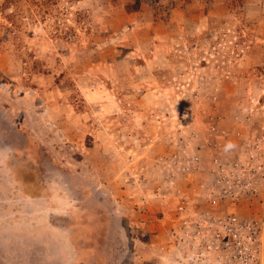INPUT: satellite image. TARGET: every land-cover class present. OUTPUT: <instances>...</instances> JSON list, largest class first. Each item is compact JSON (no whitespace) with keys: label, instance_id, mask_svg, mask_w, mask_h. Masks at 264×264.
Masks as SVG:
<instances>
[{"label":"rangeland","instance_id":"rangeland-1","mask_svg":"<svg viewBox=\"0 0 264 264\" xmlns=\"http://www.w3.org/2000/svg\"><path fill=\"white\" fill-rule=\"evenodd\" d=\"M258 237L264 0H0V264H196Z\"/></svg>","mask_w":264,"mask_h":264},{"label":"built area","instance_id":"built-area-1","mask_svg":"<svg viewBox=\"0 0 264 264\" xmlns=\"http://www.w3.org/2000/svg\"><path fill=\"white\" fill-rule=\"evenodd\" d=\"M233 237H194L189 258L196 264H259L258 237H241L236 216H230Z\"/></svg>","mask_w":264,"mask_h":264}]
</instances>
